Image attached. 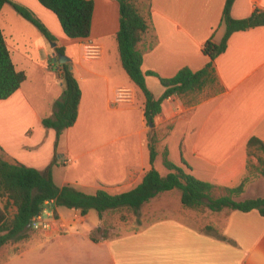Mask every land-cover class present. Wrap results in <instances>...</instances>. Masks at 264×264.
<instances>
[{
    "label": "crops",
    "instance_id": "crops-1",
    "mask_svg": "<svg viewBox=\"0 0 264 264\" xmlns=\"http://www.w3.org/2000/svg\"><path fill=\"white\" fill-rule=\"evenodd\" d=\"M11 1L29 8L54 36L52 46L63 47L64 54L70 58L67 63L78 81L81 97L75 123L62 132L56 146L55 131L44 127L42 118L52 115L53 103L62 94L60 73L54 74L44 62L27 55L30 41L20 38L18 29L31 31L27 24L30 21L18 14L10 3L4 4L0 10V27L15 67L26 72L21 86L9 97L0 99V157L4 160L39 170L55 161L52 175L58 186L70 184L96 190L103 188L108 192L121 187L125 191L136 186L150 168L148 129L154 126L158 132L170 124L172 128L164 142L158 139L156 159L162 158L164 145L169 159L173 161L176 155L178 163L173 162L200 180L232 187L240 183L248 169L258 164L255 153L248 155L247 141L251 136L264 141V25L234 31L225 51L214 59L223 91L212 94L207 87L192 103H186L183 96H170L163 101L161 112L150 127L143 115L144 97L119 60L115 39L119 28L117 0H92L90 35L74 40L66 38L56 15L38 0ZM149 1L157 42L144 52L141 68L147 87L154 97H159L164 87L158 76L171 77L184 66L196 71L209 61L202 51L203 44L210 37L215 42L221 40L225 32L221 18L226 0ZM255 9H264V0H234L230 15L245 18ZM82 40L84 42H80ZM40 41L36 49L48 52L51 42L42 34ZM75 41L80 46L77 54L66 49ZM88 41L99 46V57H84L83 44ZM16 45L24 49L15 48ZM145 46L146 41L142 44ZM27 68L46 78L50 87L48 95H43L39 89L28 92L25 85L31 76ZM120 87L134 91V102L117 100ZM87 99L94 100L95 110L138 111L140 127L130 133L137 135L138 141L120 142L130 134L93 142L85 141V136L80 135L77 144L83 150L75 154L72 133L81 124ZM173 139L177 148L175 155L168 147ZM84 156L88 167L83 176L72 180L63 174L61 182L56 181L60 168L77 164ZM253 185H263L259 197H264V175L250 180L244 191ZM152 199L138 213H155L162 208L169 213L131 229L121 222L120 230L118 228L114 235L101 236L97 241L92 240L90 234L95 232L93 228L100 227L99 216L93 223L89 211L81 215L77 209L66 211L47 204L44 207L56 213L49 217L54 220L51 227L3 246L0 264H264V215L258 211L208 210L206 223L213 229L206 231L170 210L168 203L164 206L150 204ZM6 201L7 198L1 196L0 206ZM9 209L10 203L7 216ZM43 241L54 243L50 252L38 251Z\"/></svg>",
    "mask_w": 264,
    "mask_h": 264
},
{
    "label": "trees",
    "instance_id": "trees-1",
    "mask_svg": "<svg viewBox=\"0 0 264 264\" xmlns=\"http://www.w3.org/2000/svg\"><path fill=\"white\" fill-rule=\"evenodd\" d=\"M38 1L56 15L67 37L82 39L90 35L94 8L92 0ZM117 1L119 28L115 39L118 56L124 71L144 97L143 115L148 125L154 122V117L161 112L163 101L170 96H195L207 87L211 88L212 94L223 91L224 88L213 65L214 59L225 51L228 38L234 31L264 25V9H255L248 17L236 19L230 15L234 0H226L221 18L225 32L221 40L215 42L213 37H210L203 44L202 51L208 56L209 61L196 71L184 66L171 77H161L152 71H147L158 76L164 87L163 93L159 97H154L146 85L145 74L141 68L144 52L157 42V35L151 22L150 1ZM6 3H10L18 14L35 25L46 41H55L45 24L29 8L11 0H0V10ZM145 41L146 46L142 47ZM55 49L59 53H64L63 47ZM57 70L61 71L63 91L53 103L52 115L42 118V125L55 131L56 146L62 132L75 123L81 97V89L70 65L61 63ZM25 79L26 72L15 67L0 27V99L9 97ZM156 141L155 133L148 135L150 168L142 180L131 189L118 193H110L106 189L99 188L93 194H88L70 184L56 185L52 175V165L55 161L43 170H39L22 163H9L0 157V197L7 198L6 203L0 206V249L10 241L17 242L30 237L32 218L42 210L47 200H52L55 207L77 209L81 215L94 209L101 219L106 211L118 208H127L137 214L146 202L160 193L178 190L180 203L184 209L212 212L223 209L243 212L256 210L264 215V197L240 198L250 180L259 174L264 175L263 140L257 136L248 139V155L255 153L258 164L253 166L252 172L248 169L240 183L232 187H220L196 178L168 158L167 148L162 153V162L168 172L165 175L160 174L154 166L157 155ZM215 188H221L225 193L215 196L213 194ZM9 203L16 207L11 218L7 216ZM202 229L209 231L213 228L206 224ZM96 231H100V227ZM90 238L94 241L98 240L94 232L90 234Z\"/></svg>",
    "mask_w": 264,
    "mask_h": 264
},
{
    "label": "rangeland",
    "instance_id": "rangeland-1",
    "mask_svg": "<svg viewBox=\"0 0 264 264\" xmlns=\"http://www.w3.org/2000/svg\"><path fill=\"white\" fill-rule=\"evenodd\" d=\"M28 26L31 28L30 30H26V29H22L21 27L18 29V35L20 38H25L27 40H29L30 42L28 43V53L27 55H32L36 60L39 59L41 62H44L45 66L55 74L56 72L60 73L61 76V71L57 70V68H59V64L57 60L54 61L53 57L57 56V51H56V46H52L54 42H49L50 46L48 45V52H44L42 50H37L36 47H38L41 44V33L38 30V28L33 25L31 22L27 23ZM32 24V25H31ZM33 30V31H32ZM69 38V37H66ZM74 40V39H73ZM80 42H84L83 40ZM11 45H13V43H10ZM21 47V50L24 49L22 47V45H16L15 48H19ZM67 50L70 49L71 52L77 54L80 51V46L78 45V43L75 41L73 42L72 45L67 46L66 48ZM13 55H16V53L13 52ZM47 57V59L45 58ZM28 73L31 76L30 81L25 85L28 89V92H30L31 90L33 91L34 89H39L40 92H42V94H46L48 95V93L50 92L47 86V80L46 78H43V76H40L39 74H37L36 72H29V68H27ZM59 76V79H61V77ZM61 82V81H59ZM131 93H132V98H131V103L134 102L135 100V93L134 91L131 89ZM197 94L194 95H187V96H183V99L186 101V103H192L194 100H196L197 98ZM129 103V102H126ZM95 102L92 99H87L85 100V107L83 108L82 111V121L81 124L77 127V129H75L72 133V141L74 142V146H73V152L75 154L80 153L83 148L77 144L78 139L77 137L82 135L85 136V141H89V142H93V141H104V140H109L113 137L119 136V135H127L130 133L135 132L139 127H140V117H139V112L138 111H131L128 109H124L123 112H109L105 109H99V110H95V106H94ZM113 106V104H111ZM116 114V115H115ZM172 128V125L168 124L166 125L164 128L159 129V131L157 132L154 128V126L152 128L148 129V133H147V140H148V135L151 133H155L157 141H156V145L158 142V139H161L163 142L165 140V136H167L168 134H170V129ZM131 136H126L123 137V139L120 142H135L138 141V137L135 134H130ZM175 139L170 140L169 141V145L168 147L171 149L172 155L174 153V155L176 154V144H175ZM163 144V143H162ZM162 144H160L159 146H162ZM166 147L163 145L162 148V153L164 151ZM160 149V148H159ZM108 151V150H107ZM263 154V153H262ZM86 156L81 158V161L77 164H71L70 167L64 169V168H60L59 169V175L56 176V181L58 183L61 182V180L63 179V174H66V178L68 179H75L78 178L80 176L84 175V171L85 169L88 167L86 166ZM172 157V156H171ZM170 158V156H169ZM176 155L173 161H177L176 160ZM171 160V159H170ZM172 161V160H171ZM172 161V162H173ZM174 162V163H175ZM178 163V162H176ZM60 166H65V165H60ZM154 166L155 168L160 172V174L165 175L167 174L168 170L164 167L163 162H162V158H157L154 162ZM66 170V172H65ZM250 171L252 172V169H250ZM78 189L82 190L85 193L88 194H93L96 189L94 188H85V187H80L75 185ZM262 186H257V185H253L250 189H246L244 191V193L242 194L241 198H252V197H259V195H261L262 193ZM124 188H112L110 189L111 193H115V192H119L122 191ZM225 191L221 188H215L213 190V194L215 196H219L224 194ZM252 195V196H251ZM154 204V206H164L166 203H168L169 205V209L172 211H175L176 213H178L181 217H184V219H186V221L190 222L191 224L199 227V228H203L207 223V217H206V211L208 210H199V211H192V210H188V209H184L181 206L180 203V193L178 190H172V191H168V192H163L161 194L158 195L157 198L152 199L150 204ZM149 205V202H146L143 205V209H145V207ZM53 208H55L54 205H52ZM57 208H61V210H66L69 211L70 208L64 207V206H59ZM14 205L10 204V209L8 210V218H11L13 216V211H14ZM54 212V209L52 210ZM90 217H91V221H93V223H96V221L98 220V215L96 210L94 209H90ZM142 211H140L139 213L135 214L132 210L127 209V208H118V209H114V210H109L106 211L102 218H101V222H100V231H96L94 232V235L99 238L103 235H114L118 230H120V223H126L127 224V228L131 229L132 227L135 228L137 226L140 225V223L148 221V220H152L155 218H159V217H163L165 215H167L169 212H167L166 210H164L163 208L161 209V211L159 212H155V213H147V214H142ZM55 212L53 213V215L49 216V217H54ZM48 217V221H49V227H51V224L53 223L54 220H50ZM88 226H90V223L88 222ZM119 228V229H118ZM118 229V230H117ZM38 231H42V230H33L31 229L30 231V236ZM44 231V230H43ZM15 242L10 241L8 243H6L5 245H10L13 244ZM54 243L50 242V241H43L41 247L38 249L39 252L41 253H47L51 251V248L54 246ZM4 245V246H5Z\"/></svg>",
    "mask_w": 264,
    "mask_h": 264
},
{
    "label": "built area",
    "instance_id": "built-area-1",
    "mask_svg": "<svg viewBox=\"0 0 264 264\" xmlns=\"http://www.w3.org/2000/svg\"><path fill=\"white\" fill-rule=\"evenodd\" d=\"M99 46L93 44L92 42L88 41L83 44V55L85 58H97L100 55ZM117 100L120 102H131L132 93L131 89L128 87H120L117 89ZM52 200L45 201V205H53ZM53 210V209H52ZM48 210L45 207L42 208V210L36 214L30 223L33 230H47L49 229V221L48 217L53 215V211Z\"/></svg>",
    "mask_w": 264,
    "mask_h": 264
},
{
    "label": "water",
    "instance_id": "water-1",
    "mask_svg": "<svg viewBox=\"0 0 264 264\" xmlns=\"http://www.w3.org/2000/svg\"><path fill=\"white\" fill-rule=\"evenodd\" d=\"M53 45H54V43H53ZM53 60L54 61L57 60L58 63H67L68 61H70V58L67 55H65L64 53L57 52V56H54ZM149 126L152 127L153 123L150 122Z\"/></svg>",
    "mask_w": 264,
    "mask_h": 264
}]
</instances>
